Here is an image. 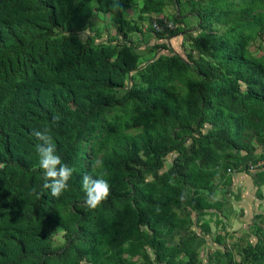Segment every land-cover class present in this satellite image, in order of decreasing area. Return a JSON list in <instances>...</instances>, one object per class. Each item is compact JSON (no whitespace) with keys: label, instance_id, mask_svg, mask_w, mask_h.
Wrapping results in <instances>:
<instances>
[{"label":"trees","instance_id":"trees-1","mask_svg":"<svg viewBox=\"0 0 264 264\" xmlns=\"http://www.w3.org/2000/svg\"><path fill=\"white\" fill-rule=\"evenodd\" d=\"M57 115L54 198L31 132ZM263 158L264 0H0V264H264V209L229 244L220 190L263 200Z\"/></svg>","mask_w":264,"mask_h":264},{"label":"clouds","instance_id":"clouds-1","mask_svg":"<svg viewBox=\"0 0 264 264\" xmlns=\"http://www.w3.org/2000/svg\"><path fill=\"white\" fill-rule=\"evenodd\" d=\"M60 120V117L53 116L52 124L43 126L42 129H33L31 136L41 143L37 145L38 164L43 170L45 183L44 188L50 190V195L54 198L61 197L69 188L68 181L72 177L74 169L63 163L60 156L56 154V147L51 135L52 127ZM101 161H97L95 166H100ZM2 167V165H0ZM82 187L85 192V203L95 209L110 194V186L106 179L93 178L85 174L82 177ZM33 192L35 189L32 190Z\"/></svg>","mask_w":264,"mask_h":264},{"label":"crops","instance_id":"crops-1","mask_svg":"<svg viewBox=\"0 0 264 264\" xmlns=\"http://www.w3.org/2000/svg\"><path fill=\"white\" fill-rule=\"evenodd\" d=\"M169 10H170V8H169ZM159 42H162V41H159ZM181 45H182V41H181ZM172 47L175 48L173 45H172ZM231 172L229 173L231 176V179H232L231 185L229 187L227 185H223L220 190L221 191H224L226 189L231 190V192L227 193V195H230L232 197H233V193L236 194V196L233 200L234 206L241 207V206H243L241 203L242 202L244 203V206L242 208H244V210H245V211L244 210L243 211L247 215V220H248V224H249L251 222L250 218L252 217V210H254V208L256 211H261V209H264V199L260 200V199H257L255 196L256 186L253 182L252 172L251 173H245V172H237L236 170L233 171L232 173ZM261 192L264 195V185L261 186ZM216 197L219 198L220 195L218 194ZM254 198L257 200L255 206L252 203V200ZM236 211H237V209H236Z\"/></svg>","mask_w":264,"mask_h":264},{"label":"rangeland","instance_id":"rangeland-1","mask_svg":"<svg viewBox=\"0 0 264 264\" xmlns=\"http://www.w3.org/2000/svg\"><path fill=\"white\" fill-rule=\"evenodd\" d=\"M172 9V8H171ZM86 36V33L84 32L82 34V37L85 38ZM183 37L180 35V33L176 34V35H173L171 36L168 41L170 43V45L174 46L175 48H173L175 51H178L180 52L181 54L184 53V48L183 46L181 45V41H182ZM184 55V54H183ZM168 160H170V158H168ZM228 199L229 201L231 202V205H233V200H234V197L228 195ZM256 202L257 200L254 198L252 200V203L253 205L255 206L256 205ZM236 204V203H235ZM243 206H244V203L242 202L241 203ZM243 206L241 207H238V206H235L236 209H237V214L240 213L241 209L244 210V208H242ZM245 211V210H244ZM255 208L254 210H252V215L253 213L255 212ZM248 212V211H247ZM249 213V212H248ZM234 213H232L231 217L229 220H226L228 223H230V225L232 226V230L236 231L233 235V238L231 239H228V242L230 244V242L234 241V240H238V237L241 235V229L247 227L248 225V220H247V215L246 213L243 212V215L240 217V216H237L236 217V220H234ZM239 220L241 221V223H239ZM212 226V225H211ZM212 229L215 230V227L212 226ZM216 244H213V246L215 247ZM201 256L204 258L205 257V252H201Z\"/></svg>","mask_w":264,"mask_h":264},{"label":"built area","instance_id":"built-area-1","mask_svg":"<svg viewBox=\"0 0 264 264\" xmlns=\"http://www.w3.org/2000/svg\"><path fill=\"white\" fill-rule=\"evenodd\" d=\"M168 25H169L170 28H173L174 27V24L173 23H168ZM153 26L156 29H160V25L158 23H156V22L153 24ZM257 166L264 167V158L258 162V165ZM251 168H252V165H251Z\"/></svg>","mask_w":264,"mask_h":264}]
</instances>
